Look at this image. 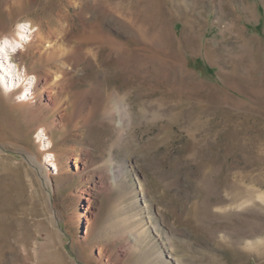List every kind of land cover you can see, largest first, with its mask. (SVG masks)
Listing matches in <instances>:
<instances>
[{"label":"rangeland","instance_id":"rangeland-1","mask_svg":"<svg viewBox=\"0 0 264 264\" xmlns=\"http://www.w3.org/2000/svg\"><path fill=\"white\" fill-rule=\"evenodd\" d=\"M17 25L56 39L0 90V264H264V0H0Z\"/></svg>","mask_w":264,"mask_h":264},{"label":"bare ground","instance_id":"bare-ground-1","mask_svg":"<svg viewBox=\"0 0 264 264\" xmlns=\"http://www.w3.org/2000/svg\"><path fill=\"white\" fill-rule=\"evenodd\" d=\"M55 39L56 38H54V36H43L40 32L36 31V33L32 35L30 42L26 43V34L23 30L22 25H17L15 27L13 35H5L0 38V90L8 99L13 98H11L12 94H18L16 98L18 102L15 105L23 104L20 103L18 99H24L28 95V91H30L32 88V77L28 76V73L25 74V70H22L14 61L11 60V54L16 52L20 45H22L26 49L37 48L38 51L41 49L49 50L50 48V50H52V45L54 46ZM53 75H45L42 77L44 81H51L48 86L43 87V91L47 100H51L52 94L55 92V80L59 77L56 74ZM262 78L263 80L261 79V81L262 84H264V73L262 74ZM78 160L82 161L79 157ZM28 161L41 175L43 184L47 185L50 178V174L48 172L43 171V167L33 156H29ZM87 226H89L88 221H86V227Z\"/></svg>","mask_w":264,"mask_h":264},{"label":"trees","instance_id":"trees-1","mask_svg":"<svg viewBox=\"0 0 264 264\" xmlns=\"http://www.w3.org/2000/svg\"><path fill=\"white\" fill-rule=\"evenodd\" d=\"M211 71V69H209Z\"/></svg>","mask_w":264,"mask_h":264}]
</instances>
